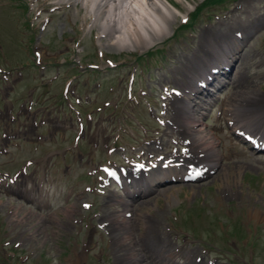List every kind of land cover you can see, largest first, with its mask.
Instances as JSON below:
<instances>
[{
  "label": "rangeland",
  "instance_id": "1",
  "mask_svg": "<svg viewBox=\"0 0 264 264\" xmlns=\"http://www.w3.org/2000/svg\"><path fill=\"white\" fill-rule=\"evenodd\" d=\"M74 1L0 0V69L9 72L20 68L23 75V81L18 85L14 98L20 101L19 96L23 97L28 91L38 89V94L43 97H48L52 101L59 99L61 102L62 97L58 91L65 87L68 79L80 74L83 75L76 79L75 84L82 94L90 92L89 94L95 97L105 99L110 97L114 101L121 98L119 115L122 118L129 116L132 108L138 103L151 97L150 99L157 102L155 109L160 107V113L157 114L166 125L159 130L149 129L148 139H154V143L143 144L138 141L137 144L143 150L150 149L155 159L163 154L164 158L168 159L166 155L168 152L182 154L184 153L182 149H186L184 145L186 137L181 133L182 129L177 127L178 123L184 126V118L175 115L174 111L173 105H177L180 100L168 103V109L165 110L161 105L160 94L163 87L187 91L188 95L185 99L182 98V103L191 102L197 110L195 117L202 125L195 130H201L203 134L215 138V149L221 155L218 164L220 168L216 173L210 172L209 177L200 183L178 182L173 184L167 193L160 189L142 200L127 197V189L110 191V186L105 190V195L92 197L86 194L80 195L79 199L76 195L70 198L69 205L73 218H67L66 213L57 216L52 215V211L49 212L50 217L60 218L59 226L51 221L49 224L34 225L38 216L46 215L48 211L15 198L10 200L4 198V202L15 204L14 213L16 212L18 220L14 224L15 230L12 234H20L16 239L20 240L18 242L14 240V245L20 246L12 261L9 256L3 257L6 253L3 254L4 247H1L0 242V263L70 264L69 260L75 258L76 252L83 251L81 245L84 244L83 246L87 245L88 249L92 247L91 255L87 254V258H90L89 264H95L98 255L101 254L105 262L101 264H132L129 254L137 248L143 250L144 246L145 251L147 248L149 251L143 252L147 253V256L157 255L159 264H172L174 260L181 264H264V217L259 215L262 220L256 217V214H264V153L249 151V145H233V142L239 141L223 114L225 104L232 101L237 93L252 90L264 94V0H224L221 4L205 8L199 16L201 9L196 14H193V11L206 5L208 1L168 0L182 14L193 15L185 24H182L183 17L180 16L182 14L177 15L176 21L171 25L170 35L144 51L119 50L111 46L107 38L99 39V28L97 26L88 28L93 23L89 12L81 3ZM28 5L30 12L27 11ZM43 24L46 31L43 38L46 47L41 50L45 55L44 61L53 64V59L58 62L69 60V65L65 64L62 68L64 78L67 75L68 77L61 81V77H57L59 73L52 71L47 79L52 83L46 85H42L39 70L33 66L30 55L36 41L31 31L38 33ZM239 35H242L243 39H240ZM75 41L81 46L76 44V51L73 44ZM237 45L241 47L243 60L225 78L226 87L218 92L213 88L216 96L212 99L202 96L197 101H191L190 96H193L191 91L196 89L197 81L209 73L205 70L206 75L203 76L198 69L199 65H205L207 70L220 63L222 65V61L226 60L215 55L214 49L223 51L224 47L228 46L229 50L225 52L228 53L232 48L235 51ZM99 51L104 52V59L98 54ZM149 51L152 53L147 57L146 53ZM210 51L213 55L209 65L208 61H204V55L206 53L210 56ZM79 53H82V65L86 66L95 63L107 68L108 59L115 60L116 65H128L124 67L121 65L104 75L90 72L86 66H78L79 69L76 70L75 66L71 65L73 63L71 60L76 59L75 54ZM136 56L145 58L140 62L134 86V99L130 101L123 90L130 71L137 70L134 68L137 66ZM230 56H227V60L231 58ZM53 69L55 70V67ZM192 76L196 79L193 80ZM238 80H241L242 84H237ZM99 82L103 85V89H99L101 91H97L100 87ZM126 102L129 107L127 113L122 110ZM155 102L152 103L153 106ZM91 109L84 106L81 112L85 115ZM162 110L165 112L164 115L161 113ZM109 114L107 112V116ZM145 114L146 107L139 106L136 115L141 117ZM148 114L159 121L149 112ZM109 117L116 118L115 115ZM146 122L151 127L156 126L148 119ZM138 123L143 125L140 120ZM133 125L135 126V122ZM88 133L90 134L89 130ZM75 138H77L75 133L68 134L70 142ZM82 148L86 155L89 149L85 146ZM32 149L33 146H26L27 151ZM121 150L122 142L113 140L107 147L101 146L97 151L92 149L93 161L78 157V163H81L86 171L81 169L77 171L78 167L76 168V180H71L76 190L81 187L85 190L89 187L92 191L96 190L93 181L95 171L110 162L111 155L115 156ZM143 150L139 151V155ZM66 151L70 149L62 148V159L71 161V152L65 154ZM98 154L103 155L102 161L98 159ZM23 155L18 157L16 163L22 162ZM185 155L192 156L188 153ZM194 164L202 167L212 163L209 156L191 159L185 164L183 171L186 172L188 165ZM104 174V170H97L99 177H103ZM145 178L148 176L143 180ZM130 190L134 195L135 189L130 187ZM84 202H92V210H86L82 205ZM3 208L0 206L1 217L5 223ZM127 210L132 215L130 218L126 217ZM73 219H76V224L73 223ZM100 225L103 226L102 229L99 228ZM5 227L9 228L8 225ZM93 228L99 229L96 234L90 233ZM6 233L11 235L10 231ZM90 235L94 238L93 242L90 241ZM12 245L13 243L11 247L5 249H13ZM28 257L29 260L26 261ZM7 258L10 261H6ZM141 264H154V261L147 259Z\"/></svg>",
  "mask_w": 264,
  "mask_h": 264
},
{
  "label": "bare ground",
  "instance_id": "2",
  "mask_svg": "<svg viewBox=\"0 0 264 264\" xmlns=\"http://www.w3.org/2000/svg\"><path fill=\"white\" fill-rule=\"evenodd\" d=\"M177 1L180 2L181 0ZM74 2L81 3L87 12H89V15L94 20L93 25L97 24L99 26L102 37L105 36L111 42V46H115L123 51H144L151 48L156 42L170 35L172 23L176 21L177 15L182 14L168 0H75ZM182 15L185 18V15ZM213 38H216V36H213ZM226 38L229 37L226 36ZM224 48L223 51L215 53L226 57L233 55L231 56V62L233 61L232 66L239 64L243 60L240 46L237 45L235 51L232 48L227 54L225 52L229 50V47L225 46ZM212 55L213 53L207 56L205 53L204 61H208L207 64L211 62ZM230 66L228 63L224 69L229 71ZM198 69L203 70V67L199 65ZM200 72L202 73V71ZM213 81H209V84ZM237 84H242L241 80H238ZM179 104L182 103L179 102ZM195 114H197V111L188 103H183L178 108L177 115L184 118V126L178 123L180 129H182L180 131L188 141L193 159L209 156L211 162L217 165L220 161V154L215 149V141L211 136L203 134L201 130H195V128L202 125L195 117ZM224 114L233 129L243 131L245 134H256L254 136L259 137L260 140L257 139L255 141L258 144L264 145L263 93L250 90V92L235 94L233 100L226 103ZM182 167H178L177 169L182 170ZM174 173L177 174L178 171ZM194 173H198V171ZM204 176L205 173L197 179L204 180ZM169 180H171V176L165 174L163 178L156 180L155 186L159 187L167 184ZM227 183H229L228 180ZM170 188L172 187L170 186L166 189L165 193L171 190ZM259 215L264 217V214H256V217L262 220L263 218ZM85 257V252L76 253V259L71 260L70 263L80 264Z\"/></svg>",
  "mask_w": 264,
  "mask_h": 264
},
{
  "label": "snow or ice",
  "instance_id": "3",
  "mask_svg": "<svg viewBox=\"0 0 264 264\" xmlns=\"http://www.w3.org/2000/svg\"><path fill=\"white\" fill-rule=\"evenodd\" d=\"M85 207H88V205H85Z\"/></svg>",
  "mask_w": 264,
  "mask_h": 264
}]
</instances>
